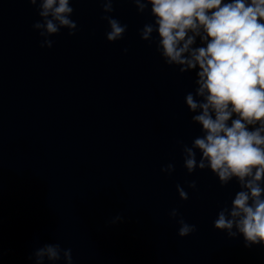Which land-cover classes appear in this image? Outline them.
Here are the masks:
<instances>
[{"label":"clouds","instance_id":"1","mask_svg":"<svg viewBox=\"0 0 264 264\" xmlns=\"http://www.w3.org/2000/svg\"><path fill=\"white\" fill-rule=\"evenodd\" d=\"M117 2L100 0V19L109 28L105 33L108 42L122 40L128 28L111 15ZM131 2L140 14L151 6L153 19L139 29L141 40L155 44L164 63L180 74L195 72V88L186 93L184 102L193 113L191 123L200 126L201 135L190 145L177 141L183 167L189 175L197 169L210 170L221 187L233 180L239 187L231 203L219 208L214 229L229 239L242 236L247 249L264 248V0ZM28 3L40 18L32 28L41 38V48H52L55 41L51 37L62 29H67L69 36L78 31L71 0ZM174 171L173 163L161 168L168 175ZM185 184L198 191L195 180ZM176 191L182 201L189 199L181 184L176 185ZM169 217L179 225L180 238L196 232V225L186 222L178 209H171ZM123 220L117 215L109 223ZM61 259L73 264L72 249L60 243H44L28 256L34 264H55Z\"/></svg>","mask_w":264,"mask_h":264}]
</instances>
